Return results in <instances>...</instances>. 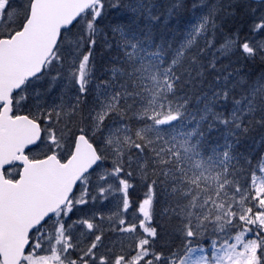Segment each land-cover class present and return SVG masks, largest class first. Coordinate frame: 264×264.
<instances>
[{"label": "snow or ice", "instance_id": "snow-or-ice-1", "mask_svg": "<svg viewBox=\"0 0 264 264\" xmlns=\"http://www.w3.org/2000/svg\"><path fill=\"white\" fill-rule=\"evenodd\" d=\"M0 264H264V0H0Z\"/></svg>", "mask_w": 264, "mask_h": 264}]
</instances>
